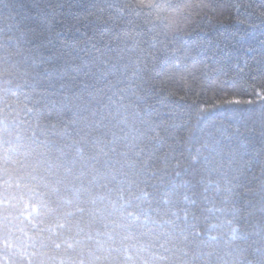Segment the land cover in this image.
I'll list each match as a JSON object with an SVG mask.
<instances>
[{
  "label": "trees",
  "instance_id": "obj_1",
  "mask_svg": "<svg viewBox=\"0 0 264 264\" xmlns=\"http://www.w3.org/2000/svg\"><path fill=\"white\" fill-rule=\"evenodd\" d=\"M187 2L174 32L134 0H0V264H264V0ZM120 196L161 224L121 227Z\"/></svg>",
  "mask_w": 264,
  "mask_h": 264
},
{
  "label": "snow or ice",
  "instance_id": "obj_2",
  "mask_svg": "<svg viewBox=\"0 0 264 264\" xmlns=\"http://www.w3.org/2000/svg\"><path fill=\"white\" fill-rule=\"evenodd\" d=\"M209 7L208 4L205 3H200L197 5H193L191 2H187V3H183V4H175L173 3V0H134V4H126L124 7L126 8H130L132 9L135 14L137 16L141 15L142 13H145L146 11V15L148 17H153L155 18V21H158L164 29L166 30H170V31H174V32H180L183 30L182 28V24L186 23L188 20V16L186 14L183 13V9H188V8H192V7ZM49 7H55L52 5H49ZM62 7V6H61ZM259 7V6H258ZM173 13H176V15L174 16ZM181 16H183V19H181ZM257 18L264 23V11H259ZM51 23V21H49ZM52 41L49 40V43H51ZM65 46L67 47L68 45L65 44ZM65 55H70V53H66ZM153 59H155L153 57ZM53 67H55V65H53ZM75 72H79L82 69L79 66H76L75 68L72 69ZM48 70L45 69V72H47ZM57 71L59 72L60 69L57 68ZM64 71H67V68H64ZM5 73H7V69H5ZM37 76H39V73H37ZM145 83H148V81L146 80ZM54 87V85H52ZM61 87H64V85L62 84ZM256 95L259 98L260 101V107L262 110H264V92H259L256 93ZM65 99H70L69 97H65ZM254 101L252 100H247V101H242L240 99H233L231 101H229V104H231L232 106H234L237 110L240 109L241 105L247 104L249 106L253 105ZM154 139H162L159 136V133L156 134V136L154 137ZM117 141V138L115 136V134H113V139L109 142H106L104 147H108L110 148V150L112 152H115L116 149L115 147H112V145H114ZM95 143H98L95 142ZM78 152H82L83 149L78 148L77 149ZM100 151H103V148L100 149ZM143 151V150H141ZM105 155H107V153H105ZM125 158V163L127 164V166L130 169H135L137 166V161L136 160H131L127 157V153H123L122 154ZM136 156L139 158V164H140V169L143 172H147L151 167L152 164L149 162L150 161V157L145 159L140 157V153H136ZM166 159V158H165ZM193 163H197V161H193ZM123 166V165H122ZM180 164L179 162H177L176 164V168H179ZM69 171H71V169H69ZM90 175H92L93 178V182H96L97 176L99 177L100 180H107L109 179V177H111V179H116L115 175L112 174L111 172H105V173H100L98 169H96L94 166L93 168L90 170V172L88 173ZM81 175H85L84 172H81ZM125 179L121 180L120 183L123 184L125 182L128 183H133L134 181H131L128 179V174L124 173L123 174ZM156 173L153 172L152 176H155ZM177 176H180V172L177 171L176 172ZM200 183H203V179H201L199 181ZM145 184H147V181L144 182ZM187 183V182H185ZM217 191H219V185L217 184ZM226 191L228 192L229 196H231L233 194V189L232 188H228L226 189ZM152 194L147 190V187L145 188H141L140 189V195L139 196H135V199H140V198H149ZM189 197L185 196V200H188ZM193 205L196 203L195 200H191L190 201ZM110 208H111V212L112 213H118L119 217L122 221L121 227L125 228V229H131L132 227H142V228H148L149 232H151V227L153 225L159 226L161 224V221L155 220L151 217V215L148 213L147 209H144L140 212V214H137L135 208L133 207V198H129V199H125L123 196H120L116 201L111 202L110 204ZM241 209L239 207L236 208V212H240ZM252 213L249 211L247 213V215H251ZM143 217V218H142ZM241 219V218H239ZM185 220H187V213L185 214ZM164 224L167 225H172L173 227H176L175 221L173 220H167V221H163ZM231 223V221L229 222ZM240 230L233 228L232 229V235L231 238L232 240H236L237 234L238 232H240ZM147 234V233H145ZM194 237H199V233H194L193 234ZM212 239H216L215 237H213ZM57 247H59V245H57ZM132 247H135V245H132ZM160 247L164 250V252H168L170 251L168 248H165L164 245H160ZM256 251H261V249H257ZM154 258L160 259V260H164L165 256L163 254H160L159 256H156L155 253L152 254ZM132 257L129 256L128 259H131ZM145 264H147V262H145Z\"/></svg>",
  "mask_w": 264,
  "mask_h": 264
}]
</instances>
